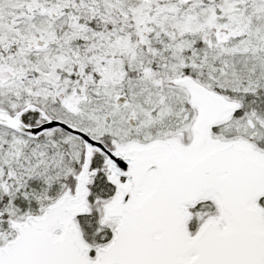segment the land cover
Instances as JSON below:
<instances>
[{
  "label": "snow or ice",
  "instance_id": "snow-or-ice-1",
  "mask_svg": "<svg viewBox=\"0 0 264 264\" xmlns=\"http://www.w3.org/2000/svg\"><path fill=\"white\" fill-rule=\"evenodd\" d=\"M0 264H264V0H0Z\"/></svg>",
  "mask_w": 264,
  "mask_h": 264
}]
</instances>
